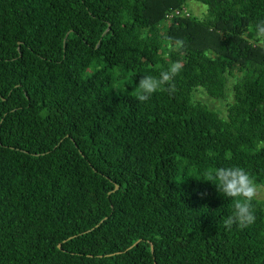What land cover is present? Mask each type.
<instances>
[{"label": "trees", "instance_id": "16d2710c", "mask_svg": "<svg viewBox=\"0 0 264 264\" xmlns=\"http://www.w3.org/2000/svg\"><path fill=\"white\" fill-rule=\"evenodd\" d=\"M195 1L205 18H166L186 0H0V264H264V202L227 230L233 201L205 180L240 166L264 184V0ZM171 61L176 91L138 102ZM234 73L226 118L193 102Z\"/></svg>", "mask_w": 264, "mask_h": 264}, {"label": "clouds", "instance_id": "9594fccd", "mask_svg": "<svg viewBox=\"0 0 264 264\" xmlns=\"http://www.w3.org/2000/svg\"><path fill=\"white\" fill-rule=\"evenodd\" d=\"M255 35L264 43V19L259 20L255 26ZM184 46L182 40L177 39L173 50L179 51ZM183 65L180 61H171L166 69H161L158 76L143 75L137 84L136 100L147 102L157 91L167 92L172 95L176 91L175 77L180 73ZM39 115L43 118L48 115V110L42 109ZM207 181L213 183L217 191L225 197L231 198L232 212L223 219V225L231 230L235 225L244 229L256 221L253 200L256 198L259 185L255 178L240 166L217 167L207 173Z\"/></svg>", "mask_w": 264, "mask_h": 264}, {"label": "rangeland", "instance_id": "374dc122", "mask_svg": "<svg viewBox=\"0 0 264 264\" xmlns=\"http://www.w3.org/2000/svg\"><path fill=\"white\" fill-rule=\"evenodd\" d=\"M185 8L191 15L200 19L207 16V6L195 0H186ZM237 76V73H234L232 76H227L226 91L223 98H213L209 96L202 87H195L192 91L193 102H201L207 105L208 108L216 111L222 118H226L227 108L229 104L233 102V84ZM256 198L264 202V184L259 185Z\"/></svg>", "mask_w": 264, "mask_h": 264}, {"label": "built area", "instance_id": "2783aa9c", "mask_svg": "<svg viewBox=\"0 0 264 264\" xmlns=\"http://www.w3.org/2000/svg\"><path fill=\"white\" fill-rule=\"evenodd\" d=\"M183 15L185 16L189 15V12L187 11L185 7L173 9L172 11L166 14V18L169 19V18H173L176 16H183Z\"/></svg>", "mask_w": 264, "mask_h": 264}, {"label": "water", "instance_id": "95a60500", "mask_svg": "<svg viewBox=\"0 0 264 264\" xmlns=\"http://www.w3.org/2000/svg\"><path fill=\"white\" fill-rule=\"evenodd\" d=\"M117 188H118V187H117V186H115V189H117ZM150 249H151V252H152V246H151V248H150Z\"/></svg>", "mask_w": 264, "mask_h": 264}]
</instances>
